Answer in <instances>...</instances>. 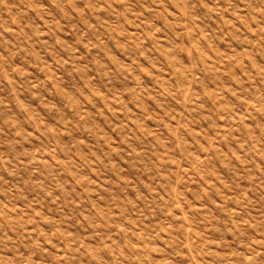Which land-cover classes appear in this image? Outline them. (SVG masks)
Segmentation results:
<instances>
[{"label": "rangeland", "instance_id": "obj_1", "mask_svg": "<svg viewBox=\"0 0 264 264\" xmlns=\"http://www.w3.org/2000/svg\"><path fill=\"white\" fill-rule=\"evenodd\" d=\"M0 264H264V0H0Z\"/></svg>", "mask_w": 264, "mask_h": 264}]
</instances>
